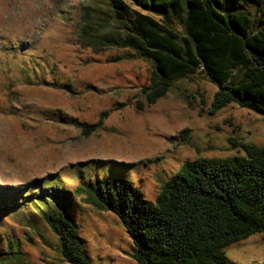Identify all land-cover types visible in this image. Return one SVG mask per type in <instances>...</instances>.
Segmentation results:
<instances>
[{"label":"rangeland","instance_id":"obj_1","mask_svg":"<svg viewBox=\"0 0 264 264\" xmlns=\"http://www.w3.org/2000/svg\"><path fill=\"white\" fill-rule=\"evenodd\" d=\"M89 2L0 0V264H68L58 236L28 207L50 182L91 264H137L120 218L75 195L84 182L122 179L154 202L186 162L241 155V144L264 147V118L235 104L212 113L219 88L203 78L179 80L139 109L152 65L81 48L75 26ZM100 121L89 135L76 126ZM224 252L235 264H264V234Z\"/></svg>","mask_w":264,"mask_h":264},{"label":"trees","instance_id":"obj_2","mask_svg":"<svg viewBox=\"0 0 264 264\" xmlns=\"http://www.w3.org/2000/svg\"><path fill=\"white\" fill-rule=\"evenodd\" d=\"M75 41L97 54L122 51L112 62H150L139 109L164 98L179 80L203 78L219 88L212 113L235 104L264 118V0H90L80 8ZM101 124L76 126L89 135ZM240 148L241 155L186 162L154 202L122 179L84 182L75 195L120 218L137 264H235L224 249L264 234V147ZM53 184L40 186L28 207L58 236L66 263L91 264Z\"/></svg>","mask_w":264,"mask_h":264}]
</instances>
